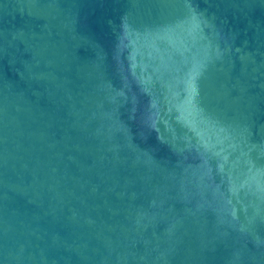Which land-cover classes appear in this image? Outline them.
Returning <instances> with one entry per match:
<instances>
[{
    "label": "water",
    "instance_id": "obj_1",
    "mask_svg": "<svg viewBox=\"0 0 264 264\" xmlns=\"http://www.w3.org/2000/svg\"><path fill=\"white\" fill-rule=\"evenodd\" d=\"M0 264H264V0H0Z\"/></svg>",
    "mask_w": 264,
    "mask_h": 264
}]
</instances>
